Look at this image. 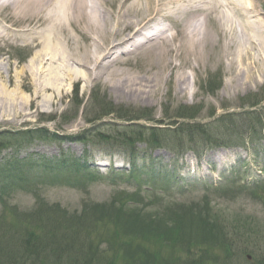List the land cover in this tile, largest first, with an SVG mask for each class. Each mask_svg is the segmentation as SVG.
Returning a JSON list of instances; mask_svg holds the SVG:
<instances>
[{
  "label": "rangeland",
  "instance_id": "obj_1",
  "mask_svg": "<svg viewBox=\"0 0 264 264\" xmlns=\"http://www.w3.org/2000/svg\"><path fill=\"white\" fill-rule=\"evenodd\" d=\"M216 1L203 0L213 16L207 27L212 30L209 36L216 40L217 46L210 47L202 61H195L183 48L176 59L180 69L158 70L156 74L157 67L150 70L152 67L136 56L130 61L132 65L121 67L131 79L148 76L154 80L145 97L116 93L111 88L112 82L108 83L109 79L104 76L98 81L70 84L58 105L42 106L41 102L38 107L34 87L27 73H23L28 80L22 79L26 85L16 92L25 94L29 100L23 102L19 97L18 108L15 105L17 111L12 109L10 98L0 103L6 107L0 111V141L6 144L0 151V216L5 213L10 223L20 217L34 216L32 211L43 199L50 205L59 204L70 211L84 212L85 209H81L85 205L110 202L117 194L125 192L131 196L129 205L142 210V213L132 214L139 218L131 228H143V235L147 232L143 241H132L133 247L147 246L154 250L158 238L164 240L163 257L173 250L176 264H187L188 260L206 264L259 262L264 254V173L261 167L264 155L252 153L257 136L246 133L239 140L237 133L221 131L223 127L218 123L213 125L211 140L218 138L214 143L197 140L191 144L184 139L185 145L179 148L180 138H176L174 150L152 149L138 143L133 152L146 158L141 161L146 169L137 176L129 173L132 161L127 149L111 148L86 136L84 141L77 139L88 128L113 133L126 127L127 122L116 116L119 113L129 115L128 118L143 116L135 124L175 129L172 123L175 113L191 107L197 109V123L212 121V112L244 109L264 112V101L255 104L264 99V0H247L255 5L258 14L250 15L251 24L246 27L235 7L226 5L225 0ZM235 3L246 4V0ZM199 4L200 1L192 5L198 7ZM225 15L232 17L233 25L223 22ZM192 17L196 19L191 20ZM199 21L203 20L197 16L195 8L176 28L186 24L189 35H198ZM77 41L84 50L83 44L87 45V41L84 38ZM250 44L249 59L244 53ZM31 55V49L0 40V81L9 85V91L16 87L15 72L26 66ZM165 59L170 61L174 56L168 52ZM182 69L188 76L183 92L176 84V74L183 72ZM155 76L162 77L154 79ZM105 105L111 108V114L91 125L92 112ZM24 112H28V116ZM185 120L188 119L181 121ZM38 128L47 130L48 135L36 132ZM261 144L264 146V137ZM75 162L83 166L81 170L70 168L75 167ZM233 176L239 178L240 185L251 181L257 182V186H233ZM12 207L18 209L13 216ZM88 213L92 216V212ZM179 221L185 228L179 232L180 243L168 247L170 241L165 229L172 231ZM191 223L205 224L209 234L206 231L195 237L196 231L191 233L186 229ZM158 232L161 238L157 237ZM108 233L100 222L93 235L109 253L110 262L131 264L140 258L138 252L126 245L124 251L112 250L110 236L104 237ZM119 237L125 238L124 235ZM229 237L235 243L227 254L220 248L221 242ZM16 249L15 256L20 257L19 247Z\"/></svg>",
  "mask_w": 264,
  "mask_h": 264
},
{
  "label": "bare ground",
  "instance_id": "obj_2",
  "mask_svg": "<svg viewBox=\"0 0 264 264\" xmlns=\"http://www.w3.org/2000/svg\"><path fill=\"white\" fill-rule=\"evenodd\" d=\"M198 1V7L192 5ZM225 1L240 12L245 27L251 24L250 15L257 13L255 5L247 0L246 4ZM203 4V0H0V40L32 50L26 66L14 74L15 89L9 91V85L0 81V103L10 98L12 109L17 111L19 97L23 102L28 101V96L16 92L26 85L22 82L28 80L26 77L34 87L38 107L41 102L42 106L58 105L70 84L98 81L104 76L108 83L112 82L111 88L116 93L145 97L154 80L148 76L131 79L121 67L132 65L130 61L136 56L142 57V62L152 67L150 70L157 67L156 74L158 70H173L180 66L176 59L183 48L195 61H202L207 50L217 46L216 40L209 36L212 30L207 27L213 16ZM195 8L203 21H199L198 35H189L186 24L181 28L176 25ZM215 11L212 6V12ZM222 20L233 25L229 15ZM81 38L87 41V45L83 44L87 50H82L77 41ZM168 52L173 54V60L165 59ZM251 54L250 44L244 56L250 59ZM182 70L176 74V84L183 92L188 76ZM23 73H27L26 77ZM5 109L2 104L0 111Z\"/></svg>",
  "mask_w": 264,
  "mask_h": 264
},
{
  "label": "trees",
  "instance_id": "obj_3",
  "mask_svg": "<svg viewBox=\"0 0 264 264\" xmlns=\"http://www.w3.org/2000/svg\"><path fill=\"white\" fill-rule=\"evenodd\" d=\"M263 101L264 99L255 104L259 105L258 103ZM110 114L111 108L107 105L95 109L92 112L93 117L89 119V123L92 125ZM197 114L195 107L187 108L184 112L175 113L172 121L175 124V129L142 126V124L134 123L136 120L142 119L143 116L128 118L129 115L126 114H114L127 122L126 127H122L121 130L113 133H106L102 129L97 131L95 128H88L82 131L81 135L77 136V139L84 141L86 136L88 139L92 138L103 142L111 148L127 149L132 161L130 173L132 176H137L146 169V164H141V161L146 158L138 152H133L138 143H145L152 149L162 147L172 150L176 147L174 141L178 138H180L177 144L179 148H183L185 145L184 139L191 142V144L197 140L214 143L218 138L211 140L213 139V125L218 123L223 127L221 131L225 133L233 131L237 133L239 140L246 133L260 136L264 130V112L260 113L254 110L212 112L211 116L214 119L205 123L195 122ZM182 119L188 120L181 121ZM129 122H131L130 125H128ZM35 131L40 132L42 136L48 135V131L41 128ZM5 145L4 142L0 141V151ZM225 146H229V144H225ZM129 150L132 151L128 152ZM82 167L78 162H75V167L70 166L74 171L77 169L81 170ZM130 197L128 193L120 192L110 202L106 201L101 204L94 202L83 206L81 210L85 209L84 212H78L77 209L70 211L59 204L50 205L43 199L32 211L34 216L20 217L19 220L12 223L9 222V218H7L5 213L2 214L0 216V264L3 262H13L11 264H115L110 262L109 253L95 241L94 228L98 224L100 225V222L104 223L107 233L110 231V234L108 233L104 237L109 238L110 236L109 241L111 242L112 250L124 251L123 247L126 245L134 252L140 254V258L137 257V261L131 264H176L173 250L168 251L166 257H163L166 252V250L162 252L164 240L160 241L157 238V245L154 250L149 249L147 246L133 247L132 241L135 239L143 241L147 232L145 231L143 235V228H131V226H134V221L139 218V216L132 214L142 213V210L129 205ZM12 208L11 216H13V213L16 214L18 212L16 207ZM88 212H92V216ZM181 224L180 221L176 223L172 231L169 228L165 229L168 236L167 240L170 241L168 247H171V245L177 246L180 243L179 232L185 229ZM186 229L191 233L196 231L195 237L206 231L209 234L205 224L200 226L191 223ZM121 235H124L125 238L119 237ZM157 237H159V232ZM232 243H235V241L231 237L229 239L226 238L225 241L221 242L220 249L229 254ZM17 247H19L18 254L20 257L15 256ZM149 253H151L150 257L147 256ZM260 259L256 264H264V254ZM187 264L206 263L188 260Z\"/></svg>",
  "mask_w": 264,
  "mask_h": 264
}]
</instances>
